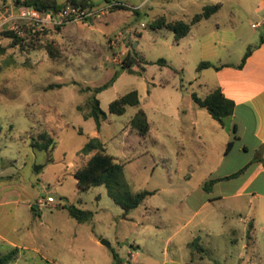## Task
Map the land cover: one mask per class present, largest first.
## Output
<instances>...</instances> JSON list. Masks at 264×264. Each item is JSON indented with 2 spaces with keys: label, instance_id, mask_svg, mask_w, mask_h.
<instances>
[{
  "label": "rangeland",
  "instance_id": "374dc122",
  "mask_svg": "<svg viewBox=\"0 0 264 264\" xmlns=\"http://www.w3.org/2000/svg\"><path fill=\"white\" fill-rule=\"evenodd\" d=\"M90 1L97 8L107 0ZM258 1L119 0L127 8L86 24L46 28L42 43H51L52 53L8 47L0 55V256L18 249L8 264H116L113 253L124 260L118 264H264L256 199L206 202L240 180L201 190L227 130L214 128L207 108L191 96L204 98L216 81L214 68L198 69L201 61L236 63L264 33V25H253L260 20ZM217 2L219 11L179 40L165 27L149 26L162 16L188 21ZM16 6L0 0V23ZM10 25L0 24L2 45L9 40L1 31ZM127 53L134 61L122 67ZM115 72L112 85L94 91ZM131 90L139 105L109 112V103ZM92 95L106 112L99 128L94 117L83 116ZM139 108L146 114L145 133L134 119ZM230 117L223 119L228 127ZM44 132L53 140L47 149ZM94 136L124 164L132 192L153 191L137 207L125 211L103 184L78 188L73 172L91 155L84 146ZM251 155L234 159L245 162ZM47 196L54 202L45 204ZM62 205L91 216L79 222ZM127 251L137 252L136 260Z\"/></svg>",
  "mask_w": 264,
  "mask_h": 264
},
{
  "label": "trees",
  "instance_id": "16d2710c",
  "mask_svg": "<svg viewBox=\"0 0 264 264\" xmlns=\"http://www.w3.org/2000/svg\"><path fill=\"white\" fill-rule=\"evenodd\" d=\"M15 4L33 6L39 10L57 11L64 7L66 4H72L78 7H93L94 4L90 0H67L65 2H60L58 0H15ZM16 6V7H17ZM221 6V3L217 2L211 5H206L198 13H195L188 21L177 19L173 21H167L163 16L153 20L149 23L151 28L165 27L174 33L176 40L184 37L188 34L191 26L203 18H208L211 14L216 12ZM127 8L121 2H119L113 9ZM23 28L21 34L15 29H10L6 27L2 29L1 34L9 40L8 45H2L0 43V55H3L8 47H18L20 51H28L36 49L38 47H44L48 53H52L51 43H42V37L46 31H38L33 27L20 25ZM60 28V26H57ZM259 42H264V36H260ZM257 46L248 45L245 53L242 56L238 67H241L245 62L247 56L252 52V50ZM134 61L133 57L127 53L122 59V67H130L131 63ZM212 67L218 69L220 66L216 65L210 61H201L198 64V69ZM1 69V68H0ZM118 72H115L111 78L99 85L94 87L95 92H99L106 89L113 84ZM61 84H55L54 86H60ZM52 87V85H50ZM90 87H86L85 90H90ZM193 101L201 108H207L210 116L216 121L222 123L223 119L227 116L232 115L234 110V101L226 97L219 87L211 90L204 98L198 97L195 93L191 94ZM139 95L137 90H131L120 97L112 100L109 103V112L122 114L125 112L127 106H137L139 105ZM87 111L83 112V116L94 117L97 128L100 126V120L106 118V112L100 107V102L95 95L89 97L86 103ZM77 109L83 111V107L77 106ZM135 120L140 121L141 131L145 133L148 129V124L146 122V114L142 108H139L135 117ZM82 133V129L78 130ZM41 137L44 140L43 148H49L53 143L52 137L48 133H41ZM232 145V140L228 141L225 147V152H227ZM84 150L92 152L87 160L73 172V176L76 179L77 186L80 190H88L92 186L105 185L109 195L112 199L118 203L125 211H129L132 208L137 207L143 202V200L153 191L141 190L138 192H132L129 188L128 182L125 180L123 175V163H121L117 157L107 152L104 143L98 137H89L87 143L84 146ZM248 165H245L237 172L228 175L227 178L235 177L241 174ZM215 179H210L204 183V190L209 192ZM62 208H66L68 214L75 218L79 222L86 221L90 218L91 212L88 210L80 209L74 205H62ZM194 243V242H193ZM192 244V243H191ZM196 245V244H195ZM18 249L11 250L10 252L0 256V264H8L11 261ZM116 264L119 263L117 255L113 253Z\"/></svg>",
  "mask_w": 264,
  "mask_h": 264
},
{
  "label": "crops",
  "instance_id": "0c3cea01",
  "mask_svg": "<svg viewBox=\"0 0 264 264\" xmlns=\"http://www.w3.org/2000/svg\"><path fill=\"white\" fill-rule=\"evenodd\" d=\"M258 2L255 12L260 20L253 25L262 26L264 25V0ZM260 36H264V33ZM255 44L257 46L247 56L241 67H238V64L242 57L236 63L223 62L218 69L214 68L216 81L211 90L219 87L226 97L234 101V110L230 115L231 119H228L229 127L227 124L224 125V121L220 123L214 119L216 122L214 128L226 129L227 136L218 162L209 171L206 180L200 184V188L205 191L204 183L208 181L207 179H215L212 184L214 186L222 182L240 180L231 191L220 192L217 196L206 199V202L213 199L236 201L241 196H248L249 201L256 199L257 205L261 208L260 220L264 223V42L258 40ZM203 84L207 85V82L203 81ZM198 123V120L192 122L194 126ZM230 140H232L231 148L225 152L226 144ZM249 152L252 153L251 158L245 162L235 161L234 157L238 153L248 154ZM224 162L227 167L221 174H215L221 166H224ZM245 165L248 167L241 174L227 178ZM241 175H244L243 179H240ZM127 254L134 260L138 256L137 252L133 251H127ZM117 258L119 262L124 261L119 255Z\"/></svg>",
  "mask_w": 264,
  "mask_h": 264
},
{
  "label": "built area",
  "instance_id": "2783aa9c",
  "mask_svg": "<svg viewBox=\"0 0 264 264\" xmlns=\"http://www.w3.org/2000/svg\"><path fill=\"white\" fill-rule=\"evenodd\" d=\"M119 3V0H107L101 6L93 7H78L72 4H66L57 11L51 9L39 10L33 6L19 5L15 11L9 14L1 21V25L10 23V29H15L19 34L22 33L23 28L20 25L31 26L35 30L44 31L46 28L57 27L71 22L87 23L92 18L98 17L101 14L107 13ZM52 196H47L45 204L53 203Z\"/></svg>",
  "mask_w": 264,
  "mask_h": 264
},
{
  "label": "water",
  "instance_id": "95a60500",
  "mask_svg": "<svg viewBox=\"0 0 264 264\" xmlns=\"http://www.w3.org/2000/svg\"><path fill=\"white\" fill-rule=\"evenodd\" d=\"M101 243H103V244H106V245H108L109 246V243L106 241V240H101Z\"/></svg>",
  "mask_w": 264,
  "mask_h": 264
}]
</instances>
